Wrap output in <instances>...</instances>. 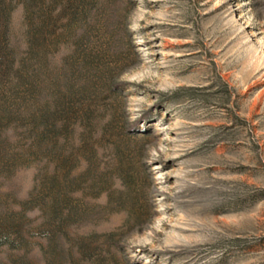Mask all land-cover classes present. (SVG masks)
Returning a JSON list of instances; mask_svg holds the SVG:
<instances>
[{
	"label": "rangeland",
	"instance_id": "rangeland-1",
	"mask_svg": "<svg viewBox=\"0 0 264 264\" xmlns=\"http://www.w3.org/2000/svg\"><path fill=\"white\" fill-rule=\"evenodd\" d=\"M0 264H264V0H0Z\"/></svg>",
	"mask_w": 264,
	"mask_h": 264
}]
</instances>
